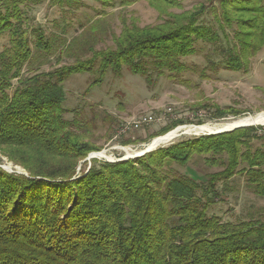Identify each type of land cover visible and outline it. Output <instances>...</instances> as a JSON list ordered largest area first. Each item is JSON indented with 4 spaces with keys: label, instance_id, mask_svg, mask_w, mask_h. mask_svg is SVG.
<instances>
[{
    "label": "trees",
    "instance_id": "1",
    "mask_svg": "<svg viewBox=\"0 0 264 264\" xmlns=\"http://www.w3.org/2000/svg\"><path fill=\"white\" fill-rule=\"evenodd\" d=\"M92 1L113 8L138 0ZM145 1L159 23L123 22L119 34L99 30L96 20L85 30L54 22L57 32L47 33L29 28L17 1L0 3V37L9 35L0 52V155L27 172L0 168V264H264V209L235 222L208 213L236 173L264 198V152H251L248 141L254 128L174 142L125 162L93 159L77 174L99 149L64 117L62 85L72 75H119L125 67L149 80L182 70L199 41L220 50L226 69L247 71L264 47L263 0L221 2L224 23L238 28L231 43L225 36L227 49L201 21L202 9L174 14L182 9L177 0ZM45 64L51 68L41 70ZM210 154L223 170L204 181L175 169Z\"/></svg>",
    "mask_w": 264,
    "mask_h": 264
},
{
    "label": "rangeland",
    "instance_id": "2",
    "mask_svg": "<svg viewBox=\"0 0 264 264\" xmlns=\"http://www.w3.org/2000/svg\"><path fill=\"white\" fill-rule=\"evenodd\" d=\"M2 1L10 0H0V3ZM14 1H17L18 9L24 14L29 28L40 27L47 33L53 30L57 32L53 28L54 22H58L60 27L64 24L78 29L79 26L84 25L85 30L92 23L89 20H96L100 21L99 30L106 29V32L109 30L115 34L120 33L123 22L129 26L134 24L139 28L155 26L159 23L158 12L145 0H138L127 7L113 8L103 7L101 3L92 0H77L79 3L77 6L69 9L65 7L64 10L52 4V0ZM177 1L182 9H173L169 11L170 13L178 14L182 11L193 12L202 9L201 21L218 34L219 49L221 47L227 49L225 36L231 43L238 28L236 25L227 27L224 23L222 18L224 6L222 7L221 2L225 0ZM8 43L9 35H2L0 52L8 46ZM106 45H111V38L103 46ZM194 49L193 55L182 59L184 64L182 70L165 71L160 75L154 72L149 80L123 67L119 75H114L109 69L103 75L98 73L72 75L63 83L65 119L76 121L80 126L77 131L85 137V141L99 149L90 152L79 162L78 175L83 170L89 169L93 159H88L92 154L105 152L108 157H112L108 160L115 163L126 156L121 149L142 150L143 146L154 138L174 129L223 124L264 113V47L250 59L247 71L226 69L224 64L220 63L222 56L220 50L219 53L215 52L212 45L199 41ZM50 58L51 60H48L55 64L54 57L50 56ZM49 68H51L49 64H45L41 70ZM216 110L226 114L219 117ZM146 115H152L155 122L140 130L119 134L124 124L132 123ZM88 122L87 128L85 124ZM167 128L169 131L164 133ZM244 128L255 129L248 139L251 152L255 150L264 152V126ZM203 136L210 135H180L176 141L174 139L158 148ZM242 149L245 151L244 148ZM213 157L211 154L194 155L187 166H175V169L181 174L192 175L195 180L204 181L205 176L223 170L220 166V157L216 156L214 160ZM207 158L210 162L206 160ZM0 168L8 174L27 175L22 167L13 164L2 155H0ZM261 209H264V198L254 195L245 183V176L236 173L227 181V192L221 198L214 199V204L210 206L208 213L235 222L238 219L247 220Z\"/></svg>",
    "mask_w": 264,
    "mask_h": 264
},
{
    "label": "bare ground",
    "instance_id": "3",
    "mask_svg": "<svg viewBox=\"0 0 264 264\" xmlns=\"http://www.w3.org/2000/svg\"><path fill=\"white\" fill-rule=\"evenodd\" d=\"M249 127V126H264V113L258 114L255 117H243L237 120L229 121L226 123H221L217 125H211V124H205L198 127L195 126H187V127H180L177 129L172 130L171 132L156 137L153 140H151L147 145L143 146L142 150H135L132 151L128 148L121 149L126 156H133L135 154H140L145 149H157L161 145H165L166 143L173 141L180 135H206L210 133H216L224 130H231L235 127ZM170 144V143H169ZM94 157L102 159H112V157H108V155L105 152H101L100 154H94Z\"/></svg>",
    "mask_w": 264,
    "mask_h": 264
},
{
    "label": "built area",
    "instance_id": "4",
    "mask_svg": "<svg viewBox=\"0 0 264 264\" xmlns=\"http://www.w3.org/2000/svg\"><path fill=\"white\" fill-rule=\"evenodd\" d=\"M154 122H155V119L152 115L142 116L138 118V120L132 123L124 124L122 128H120L119 134L123 135V134H128L129 132H132V131L140 130L146 126H149L150 124Z\"/></svg>",
    "mask_w": 264,
    "mask_h": 264
},
{
    "label": "water",
    "instance_id": "5",
    "mask_svg": "<svg viewBox=\"0 0 264 264\" xmlns=\"http://www.w3.org/2000/svg\"><path fill=\"white\" fill-rule=\"evenodd\" d=\"M241 128H244V127L243 126H241V127H235V128H232L229 131L224 130V131H220V132H216V133H210V134H206V135H219V134H222V133H229V132H232V131H234L236 129H241ZM154 150H156V148L155 149H151V148L150 149H145L140 154H135L133 156H125L123 159H120L117 162H125V161L132 160V159L134 160V159L140 158V157L144 156L145 154H147L149 152H152ZM98 154H100V153H98ZM91 159H97V158L94 157V154H92L91 156H89V159L88 160H91ZM103 159H105V158H103ZM107 160L108 159H105L106 162L114 163V161H110V160L107 161ZM17 174H20V173H17ZM22 175L27 176L26 174H22Z\"/></svg>",
    "mask_w": 264,
    "mask_h": 264
}]
</instances>
